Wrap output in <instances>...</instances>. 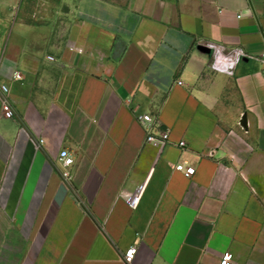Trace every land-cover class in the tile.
I'll return each mask as SVG.
<instances>
[{
	"label": "crops",
	"instance_id": "1",
	"mask_svg": "<svg viewBox=\"0 0 264 264\" xmlns=\"http://www.w3.org/2000/svg\"><path fill=\"white\" fill-rule=\"evenodd\" d=\"M234 50L264 54V0H0V264H264V66Z\"/></svg>",
	"mask_w": 264,
	"mask_h": 264
},
{
	"label": "built area",
	"instance_id": "2",
	"mask_svg": "<svg viewBox=\"0 0 264 264\" xmlns=\"http://www.w3.org/2000/svg\"><path fill=\"white\" fill-rule=\"evenodd\" d=\"M219 49H215L214 56L217 57L220 53ZM233 56V63L232 65H236L241 59L243 58H251L257 62H260L264 66V54L260 56H248L244 53L242 50H234L232 52ZM50 60H53V58H49ZM214 68L220 70V68L214 66ZM229 73H231L230 70H228ZM13 80H21L22 75L19 71H15L12 75ZM179 84H182L181 82ZM10 89L9 86L6 84L0 85V100L2 104V112L3 116L6 119H14L15 118V111L13 108L12 101L10 99ZM138 122L142 125L145 131V142L149 145H152L156 148H158L161 151H163L168 145L171 144L170 139V132L168 130H162L159 128V125L155 122V118L151 114H142L138 117ZM178 146L185 147L186 142L181 141L178 143ZM61 157L64 159V165L66 167H69L73 164V157L72 155L67 152L63 151L61 153ZM178 172L183 173L186 177L190 178L195 175V168L193 166H189L187 162H181L179 163L176 168ZM147 182L141 184L134 192H131L129 194H126L123 196V199L125 203L132 209L136 210L141 200L144 196V193L146 191ZM137 248L131 247L125 252L124 261L127 264H132L134 257L136 255ZM219 264H235L233 257L230 253H225L222 258L219 261Z\"/></svg>",
	"mask_w": 264,
	"mask_h": 264
},
{
	"label": "water",
	"instance_id": "3",
	"mask_svg": "<svg viewBox=\"0 0 264 264\" xmlns=\"http://www.w3.org/2000/svg\"><path fill=\"white\" fill-rule=\"evenodd\" d=\"M241 124H242V126H243L244 128H246V118H245V117L243 118V121L241 122Z\"/></svg>",
	"mask_w": 264,
	"mask_h": 264
}]
</instances>
